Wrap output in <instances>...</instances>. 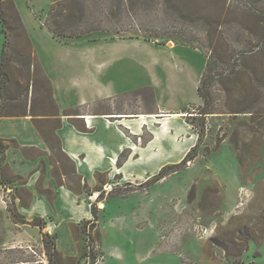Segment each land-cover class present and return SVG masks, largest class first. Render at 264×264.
<instances>
[{"label": "rangeland", "instance_id": "374dc122", "mask_svg": "<svg viewBox=\"0 0 264 264\" xmlns=\"http://www.w3.org/2000/svg\"><path fill=\"white\" fill-rule=\"evenodd\" d=\"M82 82L106 92L88 106L104 132L120 120L107 114L125 116L141 128L122 131L128 145L153 165L136 156L103 193L85 182L79 207L55 208L42 182L50 167L75 183L55 131L85 112ZM1 121L40 138L35 190L54 208L20 214L33 173L13 174L4 153L19 147L0 139V264H35L26 245L47 264H264V0H0ZM193 225L215 230L199 240Z\"/></svg>", "mask_w": 264, "mask_h": 264}, {"label": "crops", "instance_id": "0c3cea01", "mask_svg": "<svg viewBox=\"0 0 264 264\" xmlns=\"http://www.w3.org/2000/svg\"><path fill=\"white\" fill-rule=\"evenodd\" d=\"M52 87L56 100L55 103L60 106V103L63 102L59 100L56 95V84L52 83ZM77 90L81 93L79 95L80 100L77 101V106L81 107L85 112L59 117L60 127L55 131V136L59 143L60 154L72 165V177L75 183L69 182L67 184L63 178L61 182L54 179L51 176L50 167H48V171L46 169V174L42 182V187L44 189L50 188L53 191L54 198L51 202L55 208L60 206L65 200L69 203H73L75 207H79L78 203L84 201L85 197L88 196L83 188L85 182L91 189L93 196H98V194L103 193L102 187L110 181L111 177L121 175L125 178L124 175H129L128 167L131 164L132 158L136 156H138V159H141L145 165L149 166L145 168V171L150 170L153 165L152 159L146 158V155L142 157L143 153L134 152V149L128 145V143H133L130 138H127L122 132L126 129L129 130L132 136H137L139 132H141V128L138 133H133V129L136 127H133L130 123L124 125V123L127 122V120L124 119L125 116L120 114H116L117 116H110V114H107L109 115L107 116L108 118H120V120H117L113 129L106 134L104 132V125L100 119V115L103 114L89 112L88 106L92 103V100H97L106 95L104 89L85 86L82 82ZM112 91V93L115 92L114 90ZM89 120L91 121L90 125H88ZM22 122L27 124L28 121L23 120ZM14 124V121L0 122V139L13 140L19 147V149L15 150L8 149L4 153L5 159L3 162L10 166L14 175L28 177L29 173H33L29 177L27 184L30 186L29 192L31 193V201L28 208H20L26 213L20 212V214L23 216L29 214L42 219L43 216L49 215L50 210L54 208H51L50 202L44 194H40L35 190L37 180L41 175V172L37 169V163L43 158L45 149L40 138H38L33 131H30L27 137L15 134L12 130ZM30 129H32V127H30ZM150 142L151 140L147 142L142 150L145 151ZM133 146L136 145L133 144ZM24 148H32L40 154H36L32 158H27L20 150ZM126 150H128V154L122 166L116 167L115 170H118V172L112 173L111 168L113 167V163L110 162V159L116 160L117 157ZM101 179H105L107 182H101ZM87 214L86 212L83 217L84 220H88ZM10 224L17 227L24 225L12 222Z\"/></svg>", "mask_w": 264, "mask_h": 264}, {"label": "built area", "instance_id": "2783aa9c", "mask_svg": "<svg viewBox=\"0 0 264 264\" xmlns=\"http://www.w3.org/2000/svg\"><path fill=\"white\" fill-rule=\"evenodd\" d=\"M7 192H9V191H7ZM7 194H9V193H7ZM240 195L242 197L247 196V191L244 188H241ZM241 205L242 204H240V206ZM185 228H187V227L183 226V228H181V232H184ZM214 230H215L214 227H211V226L193 225V227L191 226V230L190 231L199 240H205V239H208V238H210L212 236V234L214 233ZM18 248L19 249H23L26 253H29L32 256H34L35 259H36L35 262H34L35 264H47V260H46L45 256L44 255H39L37 253V251L34 249V247H32L30 245H26L24 247L18 246Z\"/></svg>", "mask_w": 264, "mask_h": 264}, {"label": "bare ground", "instance_id": "6f19581e", "mask_svg": "<svg viewBox=\"0 0 264 264\" xmlns=\"http://www.w3.org/2000/svg\"><path fill=\"white\" fill-rule=\"evenodd\" d=\"M152 57H153V59H158V57L156 56V55H151ZM99 67H101V66H99ZM103 68V67H102ZM179 115H172L171 117H173V118H175V117H178ZM139 118H145L146 116H142V115H140V116H138ZM87 118H89V117H87ZM100 207L102 208L103 207V205L101 204L100 205Z\"/></svg>", "mask_w": 264, "mask_h": 264}, {"label": "trees", "instance_id": "16d2710c", "mask_svg": "<svg viewBox=\"0 0 264 264\" xmlns=\"http://www.w3.org/2000/svg\"><path fill=\"white\" fill-rule=\"evenodd\" d=\"M197 94H198V96H199L200 98H203L202 95H201V86H198V87H197ZM205 114H207V113H205ZM160 174H161V172L158 173V175H160ZM158 175H157V176H158ZM45 235L47 236V234H45Z\"/></svg>", "mask_w": 264, "mask_h": 264}]
</instances>
